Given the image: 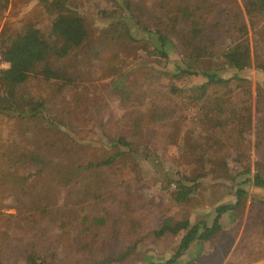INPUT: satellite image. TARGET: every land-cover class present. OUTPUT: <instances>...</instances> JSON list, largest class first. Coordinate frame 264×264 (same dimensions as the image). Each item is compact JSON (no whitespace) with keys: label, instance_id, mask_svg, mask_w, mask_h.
Masks as SVG:
<instances>
[{"label":"rangeland","instance_id":"374dc122","mask_svg":"<svg viewBox=\"0 0 264 264\" xmlns=\"http://www.w3.org/2000/svg\"><path fill=\"white\" fill-rule=\"evenodd\" d=\"M67 3L84 18L88 38L47 62L70 82L43 78V60H34L16 91L42 103L45 118L0 114V264H23L29 253L43 264H161L180 236L154 235L162 219L209 225L215 206L232 204L237 189L241 205L220 216L218 235L193 242L179 261L209 256L216 244L208 264H264V189L251 183L254 173L264 176L263 72L253 63L229 69L224 76L248 82L209 88L198 102L171 94L169 84L190 87L202 79L162 75L142 49L134 18L167 34L168 73L184 53L188 29L167 20L175 6L190 8L197 42L212 54L231 45L242 22L251 60H264V23L251 31L241 0ZM50 17L41 0H0V40L32 25L39 38L32 34L26 43L36 54L50 44ZM121 22L136 40L123 35ZM117 137L130 147H119L108 165L82 170L111 154ZM180 178L195 186L176 202L170 194ZM64 218L69 224L62 228Z\"/></svg>","mask_w":264,"mask_h":264},{"label":"trees","instance_id":"16d2710c","mask_svg":"<svg viewBox=\"0 0 264 264\" xmlns=\"http://www.w3.org/2000/svg\"><path fill=\"white\" fill-rule=\"evenodd\" d=\"M41 2L46 13L51 16L49 25L50 44H45L44 48L38 50L36 54L30 53L28 48L33 46L26 43L28 41L26 38L32 34H36L35 36L32 35L35 42L39 38V30L32 25L25 27L22 32L0 40V56L7 63L5 67L0 69V114L19 118L25 116L35 118L39 115V118H45L42 103L20 96L16 91V88L24 83L28 77V65L33 64L34 60L39 61L41 58L43 60L40 70L42 77L60 80L67 84L70 82V77L59 68H51L47 58L52 57L54 60H60L68 56L76 47H80L88 38L84 18L68 5L67 0H41ZM241 2L247 26L251 31L256 29L260 21H262V24L264 23V0H241ZM167 20L183 22L188 27L182 40L184 53L178 59L171 61L173 69L169 73L164 70L166 63L170 61L168 50L171 42L167 34L160 29L142 25L135 18L134 25L144 35L142 40L145 41V47L142 49L148 58L152 57L154 61L162 66L160 71L162 75H168L170 81L197 76L202 79L199 84L190 87L169 84L168 90L171 94L186 97L192 102H198L205 96L209 88L225 86L231 80L236 81L238 85L239 83L244 85L248 82L246 77L236 74L224 76V73L229 69L240 71L248 68L253 63L254 67L264 74V60H251L246 40L245 23L241 22L237 26V37L231 45L218 53L212 54L197 42L199 28L193 20V13L188 6H175L173 16L167 18ZM121 24H123V35L130 40H136L131 37L129 28L124 23L121 22ZM119 147L128 148L130 143L123 137H117L113 142L114 151L111 154L96 162H87L83 167L81 166L82 170L89 167H102L112 163L121 153ZM4 165L7 166V163ZM251 183L257 188L264 189V176L254 173ZM194 186L193 183L190 185L184 184L181 178L177 179L170 196L176 202H183L193 192ZM235 196L236 200L232 204L225 203L215 206L214 215L209 225L202 220L190 224L187 218L175 221H171L169 218L162 219L159 226L154 230V235L159 237L167 233L170 235L180 234V236L172 255L161 264H208L209 258L217 248L216 244L212 246L213 252L210 255L208 254L209 256H197V260L192 258V260L182 263H180L179 257L191 247L193 242L199 244L201 241H209L218 235L221 230L220 216L241 205L238 203L243 197V191L237 189ZM68 221V219H62L59 222L60 227L63 228L68 225ZM88 221L90 222V220H86V222ZM91 221L95 223L96 218L91 219ZM37 258L40 262L36 261ZM23 264H43V259L38 254L29 253L25 256Z\"/></svg>","mask_w":264,"mask_h":264},{"label":"built area","instance_id":"2783aa9c","mask_svg":"<svg viewBox=\"0 0 264 264\" xmlns=\"http://www.w3.org/2000/svg\"><path fill=\"white\" fill-rule=\"evenodd\" d=\"M6 66V62L2 60L0 56V69Z\"/></svg>","mask_w":264,"mask_h":264}]
</instances>
